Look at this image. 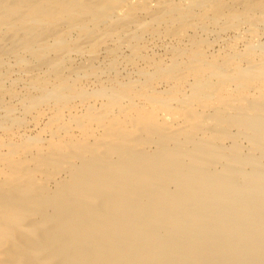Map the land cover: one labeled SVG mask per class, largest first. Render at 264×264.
Listing matches in <instances>:
<instances>
[{
    "label": "bare ground",
    "instance_id": "6f19581e",
    "mask_svg": "<svg viewBox=\"0 0 264 264\" xmlns=\"http://www.w3.org/2000/svg\"><path fill=\"white\" fill-rule=\"evenodd\" d=\"M0 115V264H264V0H0Z\"/></svg>",
    "mask_w": 264,
    "mask_h": 264
},
{
    "label": "rangeland",
    "instance_id": "374dc122",
    "mask_svg": "<svg viewBox=\"0 0 264 264\" xmlns=\"http://www.w3.org/2000/svg\"><path fill=\"white\" fill-rule=\"evenodd\" d=\"M167 11V10H166ZM149 33L147 32V33H143V34H141L140 35V37L138 38V39H135L134 41L136 42V44H141L142 46H144L145 48L147 47V45L150 47H148V49H145V50H149V51H151L153 54H156V55H158V54H162L163 53V50H164V45L163 44H160L161 42H163V41H165L164 40V36L163 35H160L159 33H150V34H153L152 36L149 34ZM160 35V36H158V35ZM155 35H157V37L155 36ZM155 36V37H154ZM162 37V38H161ZM159 38H161V40L159 41ZM139 39H141V40H139ZM143 39V40H142ZM147 41V43H145L146 41ZM139 40V41H138ZM142 41H145L144 43H142ZM134 42V43H135ZM157 42V43H156ZM133 43V44H134ZM143 44H145V45H143ZM147 44V45H146ZM141 45H137V46H141ZM162 45V46H161ZM128 47H123V51H126V52H128V49H127ZM125 49V50H124ZM156 50V51H155ZM150 52V53H151ZM158 53V54H157ZM100 59H102V58H100ZM100 59H98V63H97V65L95 64V63H93V64H91L92 65V67H94L95 65L96 66H98V67H100L101 69H104L105 67H106V64L107 63H105L104 62V60H100ZM103 63V64H102ZM95 64V65H94ZM102 64V65H101ZM91 65H88V66H91ZM105 67H104V66ZM122 66V67H121ZM121 66H119L118 68H117V73H118V75L119 76H121V77H124L123 79H124V81L126 82V81H128V82H130L131 81V83L133 84V83H135L136 85H137V82L136 81H134V80H137L138 81V84L139 83H142V84H145V80H144V78L142 77V78H138V75H136V73L132 70V67L130 66V64L129 65H121ZM127 66H128V68H127ZM125 67H126V70H125ZM82 69H83V67H81ZM85 68H86V66H85ZM130 68V69H129ZM105 70H107L106 72H109V73H112L113 71L111 70V69H105ZM131 70V71H130ZM122 71V72H121ZM105 72V73H106ZM125 72V73H124ZM133 72L135 73V74H133ZM125 76H124V75ZM129 75V76H128ZM132 75V76H131ZM91 78V79H90ZM127 78V79H126ZM87 79H88V82H89V84H92V83H94V81H95V78H94V75H90V76H88L87 77ZM14 80V81H13ZM94 80V81H93ZM3 81V84L5 85V86H20V85H22V84H24V82L26 81V80H24V79H19V78H15L14 76H9V75H7L6 77H4V79L2 80ZM91 82V83H90ZM134 86V85H133ZM1 116V115H0ZM27 124L23 127V131L25 132V133H27L28 132V135H32L35 131H37V130H35V129H37L38 127L37 126H34L33 125V123L32 122H26ZM29 123V124H28ZM31 123V124H30ZM28 125H30V126H28ZM33 126V127H32ZM25 127H27V128H25ZM29 127V128H28ZM25 128V129H24ZM30 129V130H29ZM32 129V130H31ZM29 130V131H28Z\"/></svg>",
    "mask_w": 264,
    "mask_h": 264
}]
</instances>
